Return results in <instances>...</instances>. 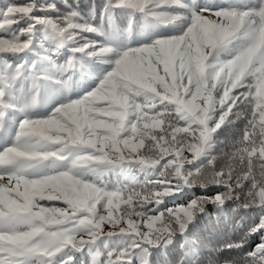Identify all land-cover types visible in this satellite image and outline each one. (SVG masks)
Returning a JSON list of instances; mask_svg holds the SVG:
<instances>
[{
    "label": "snow or ice",
    "instance_id": "1",
    "mask_svg": "<svg viewBox=\"0 0 264 264\" xmlns=\"http://www.w3.org/2000/svg\"><path fill=\"white\" fill-rule=\"evenodd\" d=\"M89 258L264 264V0L0 4V264Z\"/></svg>",
    "mask_w": 264,
    "mask_h": 264
},
{
    "label": "trees",
    "instance_id": "2",
    "mask_svg": "<svg viewBox=\"0 0 264 264\" xmlns=\"http://www.w3.org/2000/svg\"><path fill=\"white\" fill-rule=\"evenodd\" d=\"M5 2V0H0V4H3ZM21 2H23V0H21ZM39 2L41 3H44V2H50V0H39ZM55 2L60 5L61 4V0H55ZM71 2V0H70ZM85 2H88V0H81V3H85ZM215 2L217 3H224L226 2V0H215ZM61 63H63V59H61L60 61ZM231 133H224L223 135H221L219 138H218V142H217V146H216V149L214 150V154L217 155L218 157V162L220 165H223V163L225 162L224 159H223V155L221 153V148L223 147V145L220 143V141H225L226 139H229L231 138ZM225 151H231V145L229 144V146L227 148L224 149ZM190 155V154H189ZM193 194L195 196H199V195H202L204 194L202 192V190L200 189H193L192 192L190 193V195L185 198L184 200H181V201H177L176 203L177 204H186L191 198H194L193 197ZM209 195H214L215 193L213 192H210L208 193ZM169 206H172V204L170 203ZM228 207L229 209H231L232 207H234V205L232 204V202H228ZM211 214H212V217L213 219L215 220V217H216V214H215V210L212 209V206L209 205L208 206ZM255 218L253 217H246L245 218V221L247 224H251L253 222ZM225 223H227V218L225 220ZM107 227V226H105ZM231 233V226L228 225V227L222 232V233H216L215 231H213L211 229V227L207 228V229H203V234L205 236H208V238L210 239V241L212 242V246H218L220 244L223 243L224 239ZM259 242V237L256 236V237H253L250 241V245L249 247H253L256 243ZM89 264H90V258H89Z\"/></svg>",
    "mask_w": 264,
    "mask_h": 264
}]
</instances>
